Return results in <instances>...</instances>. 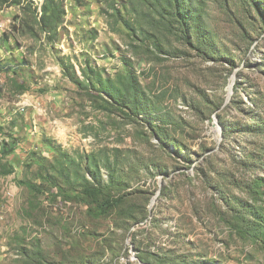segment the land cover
<instances>
[{
    "label": "rangeland",
    "instance_id": "obj_1",
    "mask_svg": "<svg viewBox=\"0 0 264 264\" xmlns=\"http://www.w3.org/2000/svg\"><path fill=\"white\" fill-rule=\"evenodd\" d=\"M47 1L0 7V264H264V235L241 231L264 215V133L253 130L264 117L263 20L242 0H196L214 34L209 58L168 29L152 0H53L55 30L42 21ZM128 71L160 138L146 114L126 115L90 84L94 72ZM51 144L72 169L92 154L102 182L113 164L138 219L95 218L55 185H44L55 196L29 190L23 182L40 183L47 168L69 187L50 167Z\"/></svg>",
    "mask_w": 264,
    "mask_h": 264
},
{
    "label": "trees",
    "instance_id": "obj_2",
    "mask_svg": "<svg viewBox=\"0 0 264 264\" xmlns=\"http://www.w3.org/2000/svg\"><path fill=\"white\" fill-rule=\"evenodd\" d=\"M9 0H0V7L5 5ZM19 0H10V3L18 2ZM153 5L159 13L166 18L167 27L173 25L177 27L178 34L188 43L193 49L202 53L204 56L209 58H217V51L215 49V44L213 43V33L207 26L203 23L200 7V2L196 0H152ZM248 5L255 17L262 19L264 22V0H242ZM53 0H48L42 8V21L45 26H50L52 30H55L57 25L53 24L49 18L50 10L53 9ZM59 12L54 16V20L59 19ZM258 15V16H257ZM169 24V25H168ZM232 56H224L222 59L227 62L233 68L236 67L235 59ZM82 68V74L86 77V70L92 69L90 66L85 65ZM261 69V68H257ZM68 75H71L73 81L78 85H83L86 81L81 80L76 74L75 70L69 72L66 70ZM261 71V70H260ZM264 72V69L262 70ZM95 80H91L90 84L93 87H97V91L101 93L100 96L114 108L122 111L126 115L136 114H146L145 122L151 127H155V134L160 138L164 133L160 130L159 126L151 121V117L156 114V111L151 107V101L146 95L141 87L137 76L133 71H128L124 76H120L117 80L109 79L108 77L101 78L100 74L94 72ZM239 83L235 84V90L238 88ZM109 98L110 100H107ZM233 102H237L232 100ZM258 117H261L257 114ZM252 128V126H251ZM250 128V129H251ZM254 131L259 130L264 133V117H261V122L253 129ZM3 144V143H2ZM3 146V145H2ZM57 155V165H50L53 171H57L59 175L63 176L65 180L69 183V187L59 186L56 182L57 175L55 172H50L49 168L44 172L40 173L41 182L35 183L31 181H24L25 186L35 194L49 193L51 195L54 192L44 186L46 184L55 185L58 189L57 192H61L64 197L69 199L77 200L87 206L89 214L95 218L107 216L111 211L123 219H125L126 225H130L131 222H135L138 219L137 210L138 205L132 203L129 200V193L124 192L127 187V182L120 177H116L117 169L113 167V164L107 162L104 166L109 169L110 177L106 182H102L100 175L99 164L96 158L89 154L86 156V166L84 169H79V166L72 167L73 159L62 150L60 144H51ZM2 155H7L14 152V147L3 146L1 148ZM180 152H178L179 154ZM38 161V159H35ZM12 163L10 162L7 166L6 173H10ZM74 176V178H72ZM88 176L90 178H88ZM264 181V179H263ZM264 183V182H263ZM113 186V190L110 187ZM56 192V193H57ZM140 215L139 221H142L147 215L145 210ZM246 213H250L247 210ZM262 217V218H260ZM253 215L252 220H245L249 225V230L240 229L242 232L246 233L248 236H253L255 238L264 235V215L261 216ZM139 256V260L144 263H150L147 257ZM209 264V263H206Z\"/></svg>",
    "mask_w": 264,
    "mask_h": 264
},
{
    "label": "water",
    "instance_id": "obj_3",
    "mask_svg": "<svg viewBox=\"0 0 264 264\" xmlns=\"http://www.w3.org/2000/svg\"><path fill=\"white\" fill-rule=\"evenodd\" d=\"M234 77H235V76H233V78H232V82L230 83V85H229V87H228V88H229V92H228L229 95L232 93V87H233V84H234V82H233V81H234Z\"/></svg>",
    "mask_w": 264,
    "mask_h": 264
}]
</instances>
